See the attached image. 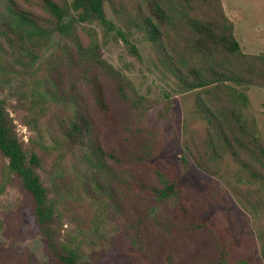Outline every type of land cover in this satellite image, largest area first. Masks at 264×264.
<instances>
[{"label": "trees", "instance_id": "obj_1", "mask_svg": "<svg viewBox=\"0 0 264 264\" xmlns=\"http://www.w3.org/2000/svg\"><path fill=\"white\" fill-rule=\"evenodd\" d=\"M55 34L59 48L41 59ZM137 36L149 43L152 65L178 91L193 92L192 111L204 122L186 127L184 169L230 175L237 202L264 219V137L246 115L248 91L264 87V52L244 51L222 0H0V74L20 81L21 107L53 142L28 148L0 97V192L20 196L0 223V264H85L65 216L82 231L112 226L121 254L114 264H257L258 248L264 263V220L249 252L236 245L222 216L209 213L224 188L211 180L202 203L188 196L181 174L160 158L161 132L148 120L159 100L101 56L104 44L123 40L141 59ZM105 126L115 140L107 142ZM41 170L59 171L62 206ZM27 208L46 263L17 248Z\"/></svg>", "mask_w": 264, "mask_h": 264}, {"label": "rangeland", "instance_id": "obj_2", "mask_svg": "<svg viewBox=\"0 0 264 264\" xmlns=\"http://www.w3.org/2000/svg\"><path fill=\"white\" fill-rule=\"evenodd\" d=\"M222 2L227 15L235 23V33L244 51L249 53L264 52V0H222ZM107 12L111 18H114L109 5H107ZM59 39V36L55 34L50 45L44 49L41 59L59 48ZM135 42L139 47L141 59L130 51L129 46L123 40L110 41L104 44L101 49V56L129 76L141 93L159 100L158 105L149 112L148 120L161 132L160 138L163 140V148L160 158L166 161L176 173L181 174V183L188 190V196L196 202H203L205 182L213 180L224 188L225 197L223 201H211L209 213L213 217L219 213L234 235L236 245L242 243L249 252L252 246L257 243V236L263 226L264 219L248 214L237 202L231 193L230 185L227 183L229 178L232 179L230 175L225 178L210 177L194 165L184 169L180 155L186 127L194 128L204 124L192 111L193 92L178 91L174 81L164 77L150 62L149 43L142 40L140 36L135 38ZM6 74H0V97L6 98L11 115L17 123L20 136L27 147L30 148L33 143L43 141H49L50 144H53L45 125L33 120L30 121L25 110L21 107L19 100L22 84L20 81L17 78H9ZM248 93L249 105L246 115L255 116L258 119L261 134L264 137V87L252 86ZM170 99L173 100L172 109L166 110V104H169ZM105 128L107 142L108 140H115L117 135H115L114 130L109 126H105ZM122 139L120 138V142ZM40 172L52 196L62 206L66 194L56 185L59 171L49 173L41 170ZM19 198V193L15 188L0 192V223L4 214L18 207ZM188 206L193 209L192 201L188 202ZM22 218L21 231L26 233L23 235V239L19 236L17 248L20 250L30 249L34 263H46L48 257L44 251L45 239L38 236L34 216L29 208L24 210ZM65 221L67 228L77 235L78 246L85 264H114L118 261L121 254L113 249L110 242L111 236L116 232L112 226L100 223L82 231L77 229L67 216H65ZM1 239L4 238L0 226ZM193 245H197L196 241ZM254 252L258 258L257 264H264L261 262L259 248ZM95 256H101L99 261L95 260Z\"/></svg>", "mask_w": 264, "mask_h": 264}]
</instances>
